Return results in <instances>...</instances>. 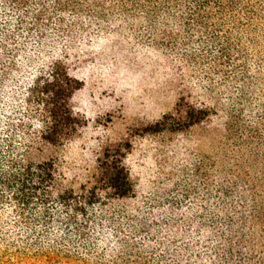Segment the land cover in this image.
Returning <instances> with one entry per match:
<instances>
[{"label":"rangeland","instance_id":"obj_1","mask_svg":"<svg viewBox=\"0 0 264 264\" xmlns=\"http://www.w3.org/2000/svg\"><path fill=\"white\" fill-rule=\"evenodd\" d=\"M180 3L150 17L151 8L121 0H76L67 10L51 3L47 15L46 41L83 81L72 106L86 125L65 146L36 155L55 156L63 183L79 189L105 147L122 146L135 196L112 199L107 211L131 236L146 217L152 228L186 232V213L209 220L213 231L231 217L228 227H241L256 206L246 151L257 133L264 139V51L257 56L244 37L239 51L233 41L234 52L219 56L222 33L188 28ZM224 28L236 35L234 24ZM187 104L208 115L186 126Z\"/></svg>","mask_w":264,"mask_h":264},{"label":"trees","instance_id":"obj_2","mask_svg":"<svg viewBox=\"0 0 264 264\" xmlns=\"http://www.w3.org/2000/svg\"><path fill=\"white\" fill-rule=\"evenodd\" d=\"M121 1L151 8L150 17L181 4ZM51 3L67 10L76 0H0V264H264V139L258 133V145L244 154L255 167L254 213L243 216L241 227H228L231 217L216 231L209 220L186 213V232L152 228L146 217L135 219L134 235H127L107 211L112 199L135 196L122 146H106L79 189L63 183L55 156L36 155L65 146L86 125L72 106L83 81L71 74L63 50L46 41ZM192 23L222 33L221 57L234 52L233 41L239 51L244 37L257 56L264 51V0H186V26ZM228 23L236 35L224 28ZM206 115L187 104L186 126ZM168 117L157 122L159 129ZM174 240L182 241L176 246Z\"/></svg>","mask_w":264,"mask_h":264}]
</instances>
